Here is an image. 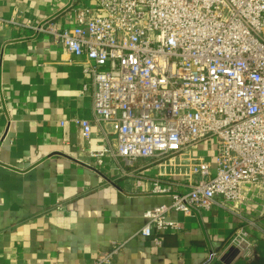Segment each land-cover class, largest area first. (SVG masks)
<instances>
[{
	"label": "built area",
	"instance_id": "obj_1",
	"mask_svg": "<svg viewBox=\"0 0 264 264\" xmlns=\"http://www.w3.org/2000/svg\"><path fill=\"white\" fill-rule=\"evenodd\" d=\"M94 1L72 29L25 25L85 57L95 121L114 136L91 156L157 170L151 192L172 203L145 213V238L161 245V234L179 229L173 213L218 205L238 218L237 259L257 257L264 222L251 205H264V0ZM75 122L90 144L92 121ZM200 146L208 157L196 155ZM122 246L94 264H112ZM217 258L209 253L203 264Z\"/></svg>",
	"mask_w": 264,
	"mask_h": 264
},
{
	"label": "crops",
	"instance_id": "obj_2",
	"mask_svg": "<svg viewBox=\"0 0 264 264\" xmlns=\"http://www.w3.org/2000/svg\"><path fill=\"white\" fill-rule=\"evenodd\" d=\"M94 6V0H0V264H94L115 243L123 246L112 264H203L212 252L215 264H224L238 218L218 205L173 213L179 229L161 234V245L141 234L145 213L170 205L171 197L151 192L152 168L91 156L114 136L112 126L95 121L85 57L25 26L50 21L72 29L78 13ZM81 119L93 123L90 144L75 122ZM196 155L209 153L200 146ZM254 202L264 222V205Z\"/></svg>",
	"mask_w": 264,
	"mask_h": 264
},
{
	"label": "water",
	"instance_id": "obj_3",
	"mask_svg": "<svg viewBox=\"0 0 264 264\" xmlns=\"http://www.w3.org/2000/svg\"><path fill=\"white\" fill-rule=\"evenodd\" d=\"M239 251L235 248H232L229 253L224 257V264H232L233 261L238 257Z\"/></svg>",
	"mask_w": 264,
	"mask_h": 264
},
{
	"label": "trees",
	"instance_id": "obj_4",
	"mask_svg": "<svg viewBox=\"0 0 264 264\" xmlns=\"http://www.w3.org/2000/svg\"><path fill=\"white\" fill-rule=\"evenodd\" d=\"M260 256V255H259ZM248 264H264V257L260 256L259 258H257L255 261L248 263Z\"/></svg>",
	"mask_w": 264,
	"mask_h": 264
},
{
	"label": "rangeland",
	"instance_id": "obj_5",
	"mask_svg": "<svg viewBox=\"0 0 264 264\" xmlns=\"http://www.w3.org/2000/svg\"><path fill=\"white\" fill-rule=\"evenodd\" d=\"M141 165V164H140ZM146 169V168H145ZM154 170V172L157 174V170L156 169H153ZM168 170V173H171L172 171H169L170 170V168L169 169H167Z\"/></svg>",
	"mask_w": 264,
	"mask_h": 264
}]
</instances>
